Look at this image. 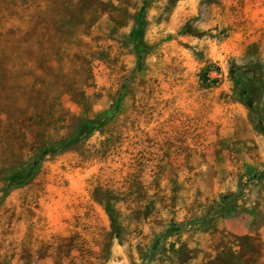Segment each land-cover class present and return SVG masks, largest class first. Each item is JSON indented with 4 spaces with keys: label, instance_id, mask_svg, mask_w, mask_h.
Listing matches in <instances>:
<instances>
[{
    "label": "rangeland",
    "instance_id": "rangeland-1",
    "mask_svg": "<svg viewBox=\"0 0 264 264\" xmlns=\"http://www.w3.org/2000/svg\"><path fill=\"white\" fill-rule=\"evenodd\" d=\"M0 264H264V0H0Z\"/></svg>",
    "mask_w": 264,
    "mask_h": 264
},
{
    "label": "trees",
    "instance_id": "trees-1",
    "mask_svg": "<svg viewBox=\"0 0 264 264\" xmlns=\"http://www.w3.org/2000/svg\"><path fill=\"white\" fill-rule=\"evenodd\" d=\"M202 77L205 78V70L202 71ZM119 101H120V97L117 98L116 100V104L113 106L112 110H110L109 112H107L106 114H103L102 116H100L98 119L91 121L90 124L86 125L89 126V128H96V127H100L105 121L106 119L112 115V113H114L115 109L118 107L119 105ZM79 135L71 138L70 140L66 141L64 144L58 145L56 147H52L49 149H44L31 163L30 165L27 167V169L24 171V173L22 174H13L11 175L8 180H10L11 182H21L23 180H25L26 178H28L30 175H32L38 167L39 164V160L41 159V157L47 153L48 151H56L61 149L62 147H64L65 145L69 144L70 142H74ZM47 151V152H46Z\"/></svg>",
    "mask_w": 264,
    "mask_h": 264
},
{
    "label": "built area",
    "instance_id": "built-area-1",
    "mask_svg": "<svg viewBox=\"0 0 264 264\" xmlns=\"http://www.w3.org/2000/svg\"><path fill=\"white\" fill-rule=\"evenodd\" d=\"M210 71H211V70H209V69L205 70V78H206V77H207V78L210 77V76H209Z\"/></svg>",
    "mask_w": 264,
    "mask_h": 264
}]
</instances>
